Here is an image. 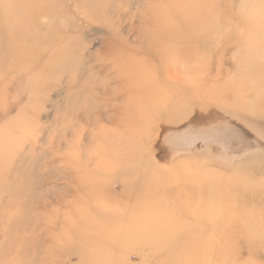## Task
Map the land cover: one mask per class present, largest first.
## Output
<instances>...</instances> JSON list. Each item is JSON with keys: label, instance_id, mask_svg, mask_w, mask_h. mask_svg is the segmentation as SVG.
Masks as SVG:
<instances>
[{"label": "rangeland", "instance_id": "374dc122", "mask_svg": "<svg viewBox=\"0 0 264 264\" xmlns=\"http://www.w3.org/2000/svg\"><path fill=\"white\" fill-rule=\"evenodd\" d=\"M173 4L178 2L0 0V47L12 33L16 11L31 34L24 64L21 48L8 44L0 53L2 173L30 188L11 175L24 173L39 193L35 203L25 197L3 199L0 264H264V0H195L193 6L206 17H218L224 30L217 41L211 37L203 47L192 48L188 65L197 71L190 70L188 78L194 75L185 82L205 85L207 95L177 123H160L153 114L124 116L120 111L131 98L115 79L109 57L124 53L139 62L141 73L154 69L146 38L160 6L166 11ZM91 79L110 91L103 88L86 99L84 91L95 88ZM131 113L136 123L127 126ZM115 120L124 123L116 126ZM122 130L131 135L129 141L145 139L137 150L142 155L138 170L146 177L141 192L150 208L143 211L146 226L141 228H153L148 220L170 219L174 230L169 237L141 234L146 243L133 235L121 242L107 237L103 243L110 253L105 255L101 250L68 252L64 225L80 218L66 208L65 177H72L83 158L98 160L112 144L103 143L104 138ZM111 146L116 147L115 141ZM38 157L45 159L40 163ZM115 169L120 161L103 175L119 195L121 184L132 176L117 175ZM39 175L44 180L36 184Z\"/></svg>", "mask_w": 264, "mask_h": 264}, {"label": "bare ground", "instance_id": "6f19581e", "mask_svg": "<svg viewBox=\"0 0 264 264\" xmlns=\"http://www.w3.org/2000/svg\"><path fill=\"white\" fill-rule=\"evenodd\" d=\"M175 2H178V4H173L166 11L162 10L161 4L159 14L153 16L156 23L155 27L148 32V38H146L147 44L145 49L147 55L150 54L151 61L155 64L154 69L141 73L138 68L139 62L137 63V60H131L130 57L124 55V53L109 57L114 62L115 79H120L118 81L121 84V90L128 92L131 98V100L128 101V108L120 111V114L124 116L127 112H136L138 114L140 113V118H145L146 116H150L151 118L153 114V117L160 120V123H177L187 117L190 106H199V99L201 100L207 95L205 85L200 83L195 87H191L192 85H186L185 82L191 71L194 73L192 70L193 68L194 71H197V68L195 69L196 65H194L195 67L193 68H191V64L188 65L194 52L192 48L196 46L203 47L204 43L211 37L217 41L222 36L224 30L219 24L218 17H206L201 8H197L198 6L196 4L193 6L195 0H173V3ZM200 10L201 12H199ZM11 19L13 22H10L9 30L12 29V33L6 37L4 42L7 44L6 46L0 47V53L5 52L8 44H11L12 47L21 48L24 52L19 56V59L22 61V64H24L23 61L27 60L29 54L26 39L31 36V34L25 30L28 24L25 22L26 19L24 21L19 15L18 11L14 12V16ZM256 51L254 53H256ZM254 58H257V56H254ZM180 65L182 68L178 69L177 67ZM200 69L202 68L198 67V70ZM201 73L199 72V74ZM262 75L264 76V70ZM152 79L160 83L155 85V83L151 82L153 81ZM104 80L105 79H103L102 82ZM92 85L95 86L93 92L92 90H86L83 93V95H86V99L92 100V97L100 95L99 93H103L104 90H106L105 92L110 91V88L106 86L107 84H105L104 87V85L100 83L96 84L95 81H93ZM103 88L105 89L103 90ZM90 102L91 101H88V105L92 109L93 106ZM135 103L136 106L134 105ZM86 107L87 106H85L84 109ZM146 109L149 111L146 112ZM133 113H131L132 116L129 115L128 119L125 121L127 126L136 123ZM84 120L87 122L91 120L90 113L85 115ZM123 123V120H115L116 126L119 124L122 125ZM17 128L15 126H9L11 131ZM130 136L131 135H127L126 130H122L117 133L115 138L103 137V143L112 141V144H114L115 141L116 147L106 143L109 145V150L107 152H102L98 160L94 161L85 157L83 158L84 160H80L81 162L76 165L75 170H73L74 168H72V166L68 168V170L72 168L73 174L71 172L70 174H72V177H70V175L65 177L69 182V187L63 191V193L68 192L69 194V204H66V208L69 212H77L76 214H78V218H80L72 226H70L69 223L64 225L67 230V235L65 236L69 238L67 240L68 252H95L101 250L104 255L109 254L110 250L108 249V244L103 243L107 237H112L114 240H119L121 242L124 240V237L133 235L134 238L137 236L142 237L143 241H140L145 242L146 239L144 240V237L147 236H141V234L144 233H152L161 237L171 236L172 233L170 234L169 232L173 231L169 230L171 228L174 230L175 223L170 225V219L169 221L168 219L166 221L163 220L165 222L148 220L146 223H151L155 227L141 228L146 226L144 224L145 216H143V211L150 208V206L148 207V202H145V196H143L141 192L144 191L143 188L147 186V182L145 181L146 177L138 170L141 167L142 155H140V151L137 150L143 149L144 145L142 144L145 139L138 137L134 141H129ZM186 136L189 137L187 133ZM125 142L127 143L125 144ZM58 144L60 145V142H58ZM42 159L45 158L38 157L36 160L42 162ZM5 160L6 154L2 153L0 147V205L1 203L3 204L2 201L6 198H10L11 201H14V199L25 197L29 199L30 202L35 203V199H37L36 195L39 193L32 188V178H30V181L26 180L25 176L22 177L24 173L21 175L17 170L11 173V175L14 174L16 178L19 177L22 181H26L27 184L31 185L30 188L20 186L15 178L5 179V173H2ZM114 161H120V169H115L117 175L125 174L128 175L127 177L132 176L127 184H121V193L119 195L112 192L110 188L111 179L103 175L105 172L112 169ZM73 162L76 164L77 161ZM42 166L45 165L43 164ZM18 170H20V168ZM64 174L60 175L64 178ZM42 177L44 176L37 178L36 184H40L42 180H44ZM38 200L36 202H38ZM79 209L82 210L81 214L78 212ZM107 211H113V213L106 215L105 212ZM167 215L172 216L171 213ZM17 226L18 224L16 223L14 227L16 228ZM77 235H80L81 238H77ZM136 245L137 244H135V246ZM142 245L145 247V244L142 243ZM159 246L160 244L158 247Z\"/></svg>", "mask_w": 264, "mask_h": 264}]
</instances>
